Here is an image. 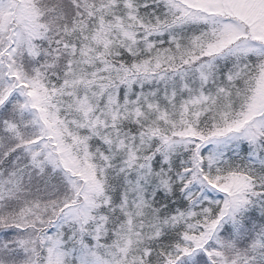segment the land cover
Returning <instances> with one entry per match:
<instances>
[{
    "label": "snow or ice",
    "instance_id": "snow-or-ice-1",
    "mask_svg": "<svg viewBox=\"0 0 264 264\" xmlns=\"http://www.w3.org/2000/svg\"><path fill=\"white\" fill-rule=\"evenodd\" d=\"M0 264H264V0H0Z\"/></svg>",
    "mask_w": 264,
    "mask_h": 264
}]
</instances>
